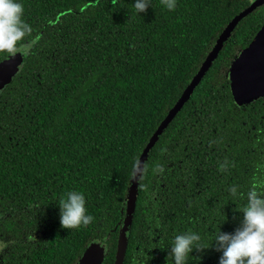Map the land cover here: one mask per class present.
Returning <instances> with one entry per match:
<instances>
[{
  "label": "trees",
  "instance_id": "16d2710c",
  "mask_svg": "<svg viewBox=\"0 0 264 264\" xmlns=\"http://www.w3.org/2000/svg\"><path fill=\"white\" fill-rule=\"evenodd\" d=\"M17 2L36 42L0 92V264H78L93 243L114 264L133 162L250 2L176 0L169 11L151 0L140 14L135 0ZM263 24L264 5L238 23L153 146L123 264H174L172 242L188 232L210 248L186 264H219L216 234L241 227L234 210L264 188V102L236 105L228 79ZM69 191L85 196L86 228L61 227Z\"/></svg>",
  "mask_w": 264,
  "mask_h": 264
},
{
  "label": "clouds",
  "instance_id": "9594fccd",
  "mask_svg": "<svg viewBox=\"0 0 264 264\" xmlns=\"http://www.w3.org/2000/svg\"><path fill=\"white\" fill-rule=\"evenodd\" d=\"M161 3L169 11L176 8V0H161ZM150 5L151 0H135L134 8L138 14L146 13ZM23 15V5L17 0H0V53H7L13 58L17 53L27 56L34 46V39L25 42V37L30 38L33 30L23 21ZM226 168L227 162L221 165V169ZM147 170L148 162L135 159L132 164V176L135 179L139 177V181L142 180ZM158 170L163 171L162 168ZM228 190L233 196L237 195L235 186ZM58 206L63 229L86 228L94 219L86 214V200L81 192H67ZM234 211L243 213L242 225L233 234L221 231L216 234L213 245L216 251L222 252L219 264H264V188L252 187L247 192L246 205ZM200 239L194 232L176 235L169 256L174 259V264H186L194 250L203 252L210 248L202 247Z\"/></svg>",
  "mask_w": 264,
  "mask_h": 264
},
{
  "label": "water",
  "instance_id": "95a60500",
  "mask_svg": "<svg viewBox=\"0 0 264 264\" xmlns=\"http://www.w3.org/2000/svg\"><path fill=\"white\" fill-rule=\"evenodd\" d=\"M249 2L250 5L234 17L222 31L199 71L151 136L140 155L139 159H141L142 162L147 161L148 156L160 135L165 131L176 114L191 97L194 89L198 86L203 76L208 72L213 61L222 50L224 43L228 40L238 23L255 9L264 5V0H249ZM21 65L22 59L18 55L14 58L9 56L0 62V92L14 80ZM228 79L230 81V91L236 105H248L259 99H264V24L249 45L241 50L231 63L228 72ZM138 185L139 177L136 179L133 177L127 197L124 223L119 231L114 264H123L124 262L132 220L136 208ZM105 255L106 249L104 246L99 243H93L85 250L78 261V264H102Z\"/></svg>",
  "mask_w": 264,
  "mask_h": 264
},
{
  "label": "flooded vegetation",
  "instance_id": "af4514ba",
  "mask_svg": "<svg viewBox=\"0 0 264 264\" xmlns=\"http://www.w3.org/2000/svg\"><path fill=\"white\" fill-rule=\"evenodd\" d=\"M257 101L264 102V99H259V100H257ZM259 135L264 137V125H263V124L261 125V128H260V130H259ZM262 143H264V141H262ZM262 158H263V161H264V155H263Z\"/></svg>",
  "mask_w": 264,
  "mask_h": 264
},
{
  "label": "rangeland",
  "instance_id": "374dc122",
  "mask_svg": "<svg viewBox=\"0 0 264 264\" xmlns=\"http://www.w3.org/2000/svg\"><path fill=\"white\" fill-rule=\"evenodd\" d=\"M18 54V53H17ZM21 56H23L22 54H21Z\"/></svg>",
  "mask_w": 264,
  "mask_h": 264
}]
</instances>
